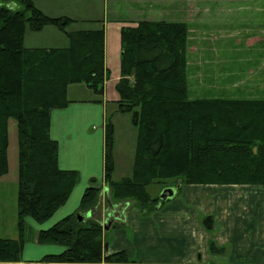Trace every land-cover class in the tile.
I'll list each match as a JSON object with an SVG mask.
<instances>
[{"label":"trees","instance_id":"obj_1","mask_svg":"<svg viewBox=\"0 0 264 264\" xmlns=\"http://www.w3.org/2000/svg\"><path fill=\"white\" fill-rule=\"evenodd\" d=\"M72 21L46 15L33 0H0V179L10 172L12 118L18 125L19 161V237L0 235V263L134 262L125 250L105 253V225L93 217L102 192L95 183L85 189L78 211L38 232V243L62 245L64 250L39 261L22 260L28 219H50L80 179L77 170L59 167V144L50 135L51 112L71 102L69 85L85 84L102 95L110 76L103 29L71 32L70 45L64 48L25 46L27 27L37 31L53 24L64 29ZM188 34L184 23L168 21H140L121 29L117 106L119 112L132 114L139 136L132 176L115 181L114 130L107 120L105 180L109 202L120 206L134 201L142 215L165 202L160 193L151 194V185H264V99L190 98ZM83 211L92 216L81 220ZM112 219L113 228L125 224L119 216ZM203 222L207 229L214 227L211 215ZM209 251L224 255L226 248L211 241Z\"/></svg>","mask_w":264,"mask_h":264},{"label":"crops","instance_id":"obj_2","mask_svg":"<svg viewBox=\"0 0 264 264\" xmlns=\"http://www.w3.org/2000/svg\"><path fill=\"white\" fill-rule=\"evenodd\" d=\"M63 1L38 0V6L49 15H66L74 18L75 21H83L82 23L74 21L71 24L74 31L103 28L104 64L110 76L105 81L102 97L85 84H71L68 87V97L71 98V102L65 108L54 109L51 112L50 135L59 144V167L77 170L80 179L66 203L54 213V217L52 216L47 222L37 224L39 229L31 247L23 249V252L26 249V257H22L23 261H39L48 254L62 252L64 250L62 245L38 243V232L76 212L85 189L92 183L98 186L106 184L105 125L108 120L109 101L114 108L120 99L116 84L121 77L122 28L135 27L140 21H168L184 23L188 30L214 28L248 30L250 38L246 42L249 47L255 48L254 44L261 41L264 46V4L261 0H248L236 5L226 4V0H212L215 4H208V0H200V2L197 0H79L80 5L77 8H74L73 4H62ZM46 27L35 32L31 30L29 34L26 32L24 36L26 47H55L67 43V36H63V32L58 30L57 34L54 32L51 36L55 41L52 44L56 45L45 46L40 34L49 29ZM218 54L217 58L220 56ZM116 57L118 60L115 59ZM261 59L262 56L259 58L255 55L250 60L255 62V68L251 66L252 68L249 69L252 83L249 91L250 99H264V66H261L260 72L256 71L257 60L261 61ZM255 71L259 77L255 76ZM204 82H207L206 79ZM188 90L190 93V89ZM77 91L79 94H84V97L70 96V93ZM236 92L238 93L237 90H233L228 94ZM197 186L199 185L185 186L171 199L160 202L149 215H142L134 201L123 202L120 206L114 204L112 207L109 200L108 206L109 204L110 206L106 214V206L102 204L104 196L101 194L96 209L102 207L103 210L99 220L105 225V253L125 250L128 258L134 261L127 264H225L222 260L212 261L215 258L211 257L209 244L211 241L219 245L231 242L232 263L264 264V185L222 186L248 190V221L244 223L228 218L227 215L218 216L219 235L202 224L203 215L200 205L202 200L188 195L193 191L192 187ZM18 190V174H11L10 167V172L0 179L2 237L12 239L19 237ZM108 211L112 213L111 217ZM112 216H119L120 220L125 222L124 226L113 228L115 220ZM28 221L34 223L31 218ZM229 223V232L223 233ZM220 233H223L225 238ZM31 251H34V254ZM95 264L107 263L103 261Z\"/></svg>","mask_w":264,"mask_h":264},{"label":"rangeland","instance_id":"obj_3","mask_svg":"<svg viewBox=\"0 0 264 264\" xmlns=\"http://www.w3.org/2000/svg\"><path fill=\"white\" fill-rule=\"evenodd\" d=\"M35 5L44 12L38 6V0H33ZM81 1V0H80ZM200 2V0H197ZM217 1V0H213ZM219 1V0H218ZM226 4H234L246 2L248 0H226ZM208 4H215L212 0H208ZM261 3L264 4V0H261ZM62 4H73L74 8H77L80 5L79 0H64ZM83 4V2H82ZM51 17H63V16H52L45 13ZM69 17V16H66ZM71 18V17H69ZM75 21L74 18H71ZM79 19V18H77ZM66 25L64 29L60 28L58 25L48 24L46 25L47 29L40 34L41 39L45 46L56 45L52 44L51 39L52 34L55 32L57 34L58 30L63 32V36H67V43L63 46H55L57 48H64L70 45V36L69 33L74 32V27L71 25ZM83 21L77 20L75 23H82ZM103 29V28H101ZM96 30V29H95ZM104 30V29H103ZM31 29L27 27L26 32L29 34ZM80 31V30H75ZM234 33H233V32ZM259 32L260 30H256ZM32 32H35L32 30ZM237 34V35H233ZM239 35V36H238ZM250 37L248 36V30H232V29H192L189 30L188 34V89H190L189 96L190 98H231V96H236V98L249 99L250 98V87H251V71L250 67L254 66V61H250L251 57L257 55L259 58L262 56L261 61L257 60L256 71L260 72L261 66H264V46H262V41L254 44L253 47H249L246 42ZM26 46V45H25ZM262 46V47H261ZM40 48H54V47H43ZM220 53V54H218ZM122 54V51H121ZM219 58H217V55ZM115 59L118 60V57ZM110 62V61H109ZM114 65V64H112ZM260 66V67H259ZM251 67V68H252ZM255 71V72H256ZM256 72V77H259V74ZM218 77V79H217ZM206 79L207 82H204ZM258 79V78H257ZM238 91V93H230L229 91ZM92 90V89H91ZM189 91V90H188ZM77 92L70 93L71 97L82 98L84 94H79ZM93 92V91H92ZM98 95V94H97ZM69 96V94H68ZM102 97V95H98ZM71 99L70 97H68ZM111 102L109 101L108 108V120L113 124V144H112V160H113V172L112 179L115 181L122 180L126 177H131L134 170V162L136 157V150L138 144L139 129L134 125L132 121L131 113H122L118 111V106H110ZM9 163L11 167V174H18V125L15 119L9 120ZM170 183L168 182L166 186L168 187ZM190 185H199L197 187H192L193 191L188 193L194 198H200V205L202 206V224L204 226L203 219L206 216L211 215L213 217L214 227L212 231L214 233H219L220 231V221L217 217L223 215L231 219H236V221L247 223L248 221V190L240 189L238 187H222L227 185H215V184H184L179 189L176 188V194L182 191V188ZM203 185L204 187H201ZM236 185V184H231ZM98 186V185H97ZM238 186V185H237ZM104 196V201L102 204L106 206V214L109 200L108 186L100 185ZM165 185L157 184L149 186V191L152 195H157L161 193ZM179 191V192H178ZM135 204V202H133ZM137 207V206H136ZM137 210L140 212L139 208ZM78 211V210H77ZM213 212V213H211ZM227 212V214H226ZM83 214L86 211L81 212ZM109 213V211H108ZM81 214V215H83ZM96 214V215H95ZM151 214V213H150ZM103 215L102 207L99 210L94 211L93 217L100 218ZM54 217V216H53ZM230 219V220H231ZM30 220V219H28ZM229 220V222H230ZM34 223L28 221V229L25 236L24 247H31L32 241L37 234L39 222L33 221ZM47 222V221H45ZM44 223V222H43ZM104 225V224H103ZM205 227V226H204ZM206 228V227H205ZM230 223L226 230L223 233L229 232ZM225 229V228H223ZM219 231V232H218ZM223 233H220L223 238L225 236ZM219 235V234H218ZM219 245V244H218ZM224 246L226 248V253L224 255H214L211 253V257L215 258L212 261H223L225 264H234L231 262L233 244L227 243ZM238 247V246H237ZM236 247V248H237ZM32 252V251H31ZM34 252V251H33ZM32 252V254H34ZM25 252L22 253V257H26ZM106 263V262H105ZM8 264V263H0Z\"/></svg>","mask_w":264,"mask_h":264},{"label":"water","instance_id":"obj_4","mask_svg":"<svg viewBox=\"0 0 264 264\" xmlns=\"http://www.w3.org/2000/svg\"><path fill=\"white\" fill-rule=\"evenodd\" d=\"M255 151H256V149H255ZM180 185H181V183H178L177 188H179ZM175 194H176V188L175 187H166L161 191L160 197L163 200H168V199H171L172 197H174ZM91 215H92V212L88 211L85 215H78V216L82 220L86 217H90Z\"/></svg>","mask_w":264,"mask_h":264},{"label":"bare ground","instance_id":"obj_5","mask_svg":"<svg viewBox=\"0 0 264 264\" xmlns=\"http://www.w3.org/2000/svg\"><path fill=\"white\" fill-rule=\"evenodd\" d=\"M111 206L114 207V204H112ZM111 215H112V213L110 212V213H109V216H111Z\"/></svg>","mask_w":264,"mask_h":264}]
</instances>
